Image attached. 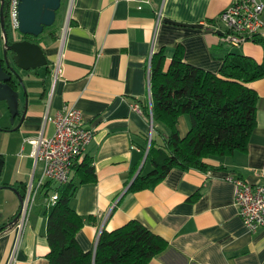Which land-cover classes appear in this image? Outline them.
Wrapping results in <instances>:
<instances>
[{"label": "crops", "instance_id": "0c3cea01", "mask_svg": "<svg viewBox=\"0 0 264 264\" xmlns=\"http://www.w3.org/2000/svg\"><path fill=\"white\" fill-rule=\"evenodd\" d=\"M230 4L231 0H69V23L67 16L55 38L40 39L49 66L20 71L24 84L14 122L8 103L0 101V227L21 207L10 185L28 186L41 174L29 139L52 135L53 117L71 104L83 111L84 125L95 131L81 160H93L97 181L80 183L75 175L77 191L71 200L85 220L77 234L83 249L95 250L104 229L138 219L169 241V248L149 264H264V228L252 232L245 226L232 180L241 177L264 184V77L250 83L259 100L257 126L246 153L209 156V171L173 168L155 188L129 192L133 179L153 168L148 158L144 161L151 116L133 104L151 105L154 53L164 47L168 66L181 45L187 63L216 73L228 51L264 60V33L233 49L221 42L213 26L220 24ZM190 128V116L181 115L180 135L186 136ZM197 191L200 197L192 200ZM37 197L27 219L0 234V264H50L48 196L41 191Z\"/></svg>", "mask_w": 264, "mask_h": 264}, {"label": "trees", "instance_id": "16d2710c", "mask_svg": "<svg viewBox=\"0 0 264 264\" xmlns=\"http://www.w3.org/2000/svg\"><path fill=\"white\" fill-rule=\"evenodd\" d=\"M8 7L9 0H6V15ZM6 24L11 34L7 21ZM55 24L46 27H54L50 33L54 38L58 31ZM19 38L40 43V36L20 34ZM222 59L221 68L216 73L187 63L181 45L168 66L164 47L153 54L150 75L152 108L148 104L142 106L147 116L153 115L154 131L147 157L153 168L145 174L140 172L130 184L129 192L155 188L173 168L209 171L212 166L205 158L248 151L257 126L259 100L257 90L250 83L264 77V60L259 62L237 51H228ZM183 114L191 119V128L184 137L178 129V119ZM75 175L80 178V183L96 182L93 160L85 156L78 161L74 166ZM74 177L58 189L57 201L47 210L50 245L47 257L50 264H149L169 248L168 240L138 219H131L116 229H104L95 250L83 249L77 234L85 220L71 205L77 191ZM10 186L25 197L27 185ZM200 195L201 192L197 191L191 199L197 200ZM7 229V223L2 225L0 234Z\"/></svg>", "mask_w": 264, "mask_h": 264}, {"label": "built area", "instance_id": "2783aa9c", "mask_svg": "<svg viewBox=\"0 0 264 264\" xmlns=\"http://www.w3.org/2000/svg\"><path fill=\"white\" fill-rule=\"evenodd\" d=\"M20 0H9L6 21L12 31H19ZM264 2L262 0H231L219 20L224 27L214 25L221 42L228 47H239L255 40L264 33ZM60 71V66L58 67ZM133 108L142 111L139 103ZM55 131L50 136L30 138L36 163H41L40 177L32 179L27 186V196L22 207V221L30 213V206L41 191L48 195L47 206L55 204L61 187L74 177V166L81 160L87 145L94 137V129L84 125V113L71 104H65L53 117ZM235 182V204L245 226L252 232L264 228V184L250 183L241 177H232ZM21 221V222H22Z\"/></svg>", "mask_w": 264, "mask_h": 264}, {"label": "water", "instance_id": "95a60500", "mask_svg": "<svg viewBox=\"0 0 264 264\" xmlns=\"http://www.w3.org/2000/svg\"><path fill=\"white\" fill-rule=\"evenodd\" d=\"M0 3V101L8 103L11 112V122H14L16 117L20 115L19 88L20 85L24 84L20 71H31L49 66V59L41 43L30 39L11 37L6 24V2L5 0H0ZM62 3L63 0H20L18 8L20 25L18 32L33 37L40 36L46 27L52 26L56 22L57 12L61 9ZM69 18L68 14L66 25L69 23ZM218 33L221 34V31H218ZM150 101L152 108L151 97ZM24 118L25 116L23 115L22 120ZM150 118L152 122L151 133L144 161L148 157L154 131L152 114ZM3 167L4 159L0 156V181ZM13 189L21 201V210L7 223L8 228L21 223V218L23 217L22 207L25 203V199L19 191L16 188Z\"/></svg>", "mask_w": 264, "mask_h": 264}, {"label": "rangeland", "instance_id": "374dc122", "mask_svg": "<svg viewBox=\"0 0 264 264\" xmlns=\"http://www.w3.org/2000/svg\"><path fill=\"white\" fill-rule=\"evenodd\" d=\"M68 9H70V6H69V0H63V3H62V7L61 9L58 11V17H57V20H56V26L58 27V30H60V28L63 26V23L65 21V19L67 18V12H68ZM220 24H219V27H224V24L223 22H221L219 20ZM56 27V28H57ZM54 27L52 28H48L46 29L41 35H40V39L42 38H45V37H48L49 35H51V31ZM221 29V28H220ZM12 30V29H11ZM58 32V31H57ZM11 37H15V38H19L20 37V33L18 31H11ZM233 48V47H231ZM44 68V67H43ZM45 73L46 75L48 76L49 75V72L48 70L45 69ZM49 86V84H48ZM46 195V194H45ZM48 196V195H47ZM43 197V196H42ZM38 198V197H37ZM36 198V199H37ZM39 200V199H38ZM36 201V200H35ZM34 203L30 206V211L33 207Z\"/></svg>", "mask_w": 264, "mask_h": 264}, {"label": "bare ground", "instance_id": "6f19581e", "mask_svg": "<svg viewBox=\"0 0 264 264\" xmlns=\"http://www.w3.org/2000/svg\"><path fill=\"white\" fill-rule=\"evenodd\" d=\"M217 31H221V33H222V29H218ZM95 133V132H94ZM27 196V195H26ZM24 199L26 200V197H24ZM22 219V218H21ZM22 221V220H21Z\"/></svg>", "mask_w": 264, "mask_h": 264}, {"label": "flooded vegetation", "instance_id": "af4514ba", "mask_svg": "<svg viewBox=\"0 0 264 264\" xmlns=\"http://www.w3.org/2000/svg\"><path fill=\"white\" fill-rule=\"evenodd\" d=\"M5 2H6V0H5ZM1 4V3H0ZM10 54V53H9ZM27 195V194H26ZM26 195H25V197H26ZM20 210H21V207H20Z\"/></svg>", "mask_w": 264, "mask_h": 264}]
</instances>
